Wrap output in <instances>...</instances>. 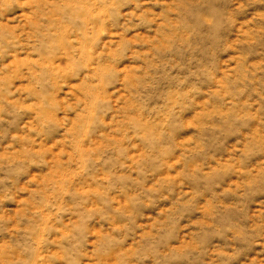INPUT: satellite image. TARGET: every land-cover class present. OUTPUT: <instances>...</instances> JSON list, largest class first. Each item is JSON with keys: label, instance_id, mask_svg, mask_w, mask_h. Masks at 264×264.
<instances>
[{"label": "rangeland", "instance_id": "obj_1", "mask_svg": "<svg viewBox=\"0 0 264 264\" xmlns=\"http://www.w3.org/2000/svg\"><path fill=\"white\" fill-rule=\"evenodd\" d=\"M0 264H264V0H0Z\"/></svg>", "mask_w": 264, "mask_h": 264}]
</instances>
